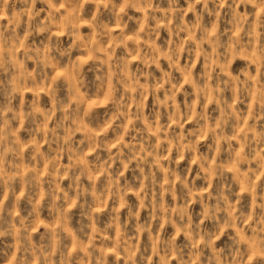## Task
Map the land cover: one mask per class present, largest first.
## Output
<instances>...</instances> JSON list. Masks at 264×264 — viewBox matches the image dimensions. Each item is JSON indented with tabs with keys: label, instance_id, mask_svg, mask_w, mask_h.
<instances>
[{
	"label": "clouds",
	"instance_id": "obj_1",
	"mask_svg": "<svg viewBox=\"0 0 264 264\" xmlns=\"http://www.w3.org/2000/svg\"><path fill=\"white\" fill-rule=\"evenodd\" d=\"M0 264H264V0H0Z\"/></svg>",
	"mask_w": 264,
	"mask_h": 264
}]
</instances>
